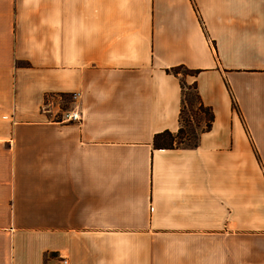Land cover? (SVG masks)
I'll list each match as a JSON object with an SVG mask.
<instances>
[{"label": "crops", "instance_id": "crops-1", "mask_svg": "<svg viewBox=\"0 0 264 264\" xmlns=\"http://www.w3.org/2000/svg\"><path fill=\"white\" fill-rule=\"evenodd\" d=\"M182 79L212 125L154 148ZM50 256L264 264V0H0V264Z\"/></svg>", "mask_w": 264, "mask_h": 264}, {"label": "trees", "instance_id": "trees-1", "mask_svg": "<svg viewBox=\"0 0 264 264\" xmlns=\"http://www.w3.org/2000/svg\"><path fill=\"white\" fill-rule=\"evenodd\" d=\"M166 73L177 77L179 74L182 77L195 76L198 71L188 70L184 67H175L166 70ZM180 111L179 123L180 127L176 133L168 131L156 134L153 138V146L157 149H174L179 147L194 148L197 146L198 139L201 133L210 129L213 122V113L210 107L204 106L196 92V84L186 83L183 79L180 80ZM195 124L198 131L192 127ZM188 143L183 145V140Z\"/></svg>", "mask_w": 264, "mask_h": 264}, {"label": "built area", "instance_id": "built-area-1", "mask_svg": "<svg viewBox=\"0 0 264 264\" xmlns=\"http://www.w3.org/2000/svg\"><path fill=\"white\" fill-rule=\"evenodd\" d=\"M78 98H79V94L78 93H73L71 95L72 104H74ZM61 120L63 122L79 121L80 120V113H79L78 109H76V106L73 107L71 110L64 111V113L62 114ZM58 263L59 264H69V262H68L66 257H60Z\"/></svg>", "mask_w": 264, "mask_h": 264}, {"label": "rangeland", "instance_id": "rangeland-1", "mask_svg": "<svg viewBox=\"0 0 264 264\" xmlns=\"http://www.w3.org/2000/svg\"><path fill=\"white\" fill-rule=\"evenodd\" d=\"M56 108H57V110H55L54 114L61 115L62 111L71 110L72 106H71V104L69 103L68 100H61L60 103H59V106L56 107ZM192 127L195 128L198 131V127L195 124H193ZM187 143H188V141L186 139H184L183 140V145H186ZM58 262H59V260L53 259L52 256H50L49 260L46 259L44 261V264H59Z\"/></svg>", "mask_w": 264, "mask_h": 264}]
</instances>
